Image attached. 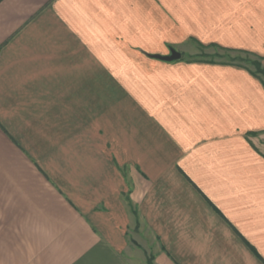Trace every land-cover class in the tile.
<instances>
[{
	"label": "crops",
	"instance_id": "1",
	"mask_svg": "<svg viewBox=\"0 0 264 264\" xmlns=\"http://www.w3.org/2000/svg\"><path fill=\"white\" fill-rule=\"evenodd\" d=\"M185 39L264 68V0H0V264H264L262 79Z\"/></svg>",
	"mask_w": 264,
	"mask_h": 264
},
{
	"label": "rangeland",
	"instance_id": "2",
	"mask_svg": "<svg viewBox=\"0 0 264 264\" xmlns=\"http://www.w3.org/2000/svg\"><path fill=\"white\" fill-rule=\"evenodd\" d=\"M182 54L184 60L194 61H217L231 64L244 65L255 70V65L251 63L255 59L254 56L245 53H237L236 51H225L223 48L215 46L200 47L190 39H185L176 47ZM256 60V59H255Z\"/></svg>",
	"mask_w": 264,
	"mask_h": 264
},
{
	"label": "trees",
	"instance_id": "3",
	"mask_svg": "<svg viewBox=\"0 0 264 264\" xmlns=\"http://www.w3.org/2000/svg\"><path fill=\"white\" fill-rule=\"evenodd\" d=\"M199 46L200 47H204V45H202V44H199ZM213 46H215V45H213ZM225 51H231L230 49H224ZM237 52V51H236ZM237 53H245V54H248V55H252V54H250V53H248V52H245V51H238ZM252 56H254V55H252ZM255 57V56H254ZM259 57H255V59L253 60V61H251V63L253 64V65H255V70H254V74H258L260 77H261V79H262V83H263V85H264V68L261 66V64H260V62H259V59H258ZM209 61V60H208ZM210 62H212L211 60H210ZM239 65V64H238ZM241 66H244V65H241ZM244 67H246V66H244Z\"/></svg>",
	"mask_w": 264,
	"mask_h": 264
},
{
	"label": "water",
	"instance_id": "4",
	"mask_svg": "<svg viewBox=\"0 0 264 264\" xmlns=\"http://www.w3.org/2000/svg\"><path fill=\"white\" fill-rule=\"evenodd\" d=\"M180 52L171 49L170 50V54L168 55H155V57L160 58V59H164V60H174V59H178L180 57Z\"/></svg>",
	"mask_w": 264,
	"mask_h": 264
}]
</instances>
